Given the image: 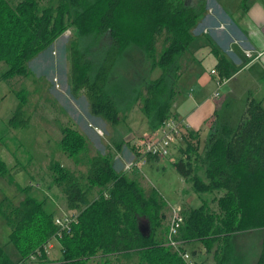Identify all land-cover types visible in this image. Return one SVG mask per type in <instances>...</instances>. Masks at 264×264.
I'll list each match as a JSON object with an SVG mask.
<instances>
[{"label": "trees", "instance_id": "1", "mask_svg": "<svg viewBox=\"0 0 264 264\" xmlns=\"http://www.w3.org/2000/svg\"><path fill=\"white\" fill-rule=\"evenodd\" d=\"M207 10L208 0H58L57 4L47 0L46 5L42 0H0V63L7 65L1 80L29 77L28 63L72 29V93L86 96L92 117L117 126L123 121L122 114L142 94L131 92L128 105L123 104L124 98L114 95L109 83L125 49L137 47L150 69L161 70V76L147 85L143 97L142 115L149 132L154 134L173 117L182 58L195 43L193 30ZM105 35L110 40L100 57L88 61L79 42L83 37L98 42ZM160 37H164V48L159 54ZM219 66L224 69L223 60ZM230 75L223 73L226 78ZM18 97L9 121L14 129L30 123L24 118L26 92L20 91ZM62 134L61 149L77 165L81 164L80 156L89 146L87 138L68 126ZM180 140L185 148L172 163L177 173L190 181L198 193L222 195L214 199L216 210L205 200L200 207L184 211L179 240L184 250L192 242H202L208 252L216 245L215 264H230L234 237L264 229V107L251 100L236 128L215 127L203 157L198 154L197 132L186 129ZM126 144H116L117 150ZM150 158L153 157L148 156L146 161ZM199 162L206 164L205 178L197 169ZM86 163L87 172L81 176L59 162L50 164L54 182L63 187L67 209L76 217L69 231H61L55 224L54 215L44 208L46 201L31 196L21 205L2 211L21 259L13 262L0 246V264L28 260L54 235L58 236L61 264H91L96 260V264H110L132 256L138 257L137 264H186L177 252L157 239L162 211L159 199L146 197L137 181L125 172L119 173L110 156L98 154L88 157ZM7 173L0 159V178ZM94 189H98V197L93 200ZM142 217L149 225L147 233L141 226ZM48 252H42L41 257ZM257 264H264V251Z\"/></svg>", "mask_w": 264, "mask_h": 264}, {"label": "rangeland", "instance_id": "2", "mask_svg": "<svg viewBox=\"0 0 264 264\" xmlns=\"http://www.w3.org/2000/svg\"><path fill=\"white\" fill-rule=\"evenodd\" d=\"M9 1L16 3L19 0ZM54 2L57 4L58 0H54ZM46 4L47 0H42V5ZM72 38L73 30L71 29L46 51L28 63L31 70L29 77L1 80V75L7 70V65L0 63V159L4 161L8 169L6 176L0 178V246L4 248L13 262L21 259V253L11 241V229L2 215V211L21 205L27 196H31L39 201H46L45 210L53 214L55 218L72 215L71 211L67 209L62 185L54 182V176L50 169L52 161L59 162L64 168L81 176L87 172L86 160L88 157L98 154L110 156L114 159V166L117 164L115 159L119 157V166H122L121 172L132 176L131 178L137 181L144 190L146 197L154 196L162 203L157 239L166 246L173 209H178L181 214H184L185 210L200 207L207 196L219 198L222 195L219 192L198 193L190 181L183 180L177 173L172 162L182 156V153L179 152L185 148V144L181 140L173 147L170 157H153L152 164L140 163L138 167L130 171L127 170L128 163L123 160L125 161L131 152L137 154L136 158H139L140 153L137 152L141 150V144L146 137H150L152 134L142 115L143 97L147 85L161 76V70L150 69L149 63H146L142 52L137 47L125 49V54L109 83V90L122 100L124 98L122 103L126 102L127 105L131 92H140L142 98L126 109L122 114L123 121L119 125L112 126L99 118L92 117L89 102L84 94L74 96L72 93L70 84ZM92 40L89 37H83L79 42V48L85 53L88 61L96 59L98 55L100 57L110 36L105 35L101 39L99 38L98 42ZM163 43L164 37H160L157 44L159 54L164 48ZM194 44L190 52L182 58L180 79L175 87L176 98L172 103V115L177 119H181V115H183L180 113L181 102L184 99H194L195 87L198 80L202 78L200 74H204L205 67H211V63L208 61L201 63L205 66H200V64L193 66ZM90 45L95 46L89 48ZM192 67L193 69L189 73ZM190 76L193 79L196 77L192 83L188 82ZM222 87L220 85L217 91ZM20 91H25L27 94L24 118L30 120V123L26 127L14 129L9 126V121L19 103L18 93ZM193 108L194 105L191 109ZM66 126L79 131L88 140L89 146L81 154L82 163L79 165L61 149L62 129ZM100 127L103 129L101 136L95 129ZM211 133L207 128H203L200 132L198 153L200 157H203L207 149L206 144ZM122 141L128 145L126 144L121 151H118L116 144H120ZM197 169L200 175L205 178L206 164L203 165L199 162ZM28 187L29 189L24 191ZM97 197L98 189H94L91 198L94 200ZM214 204L211 209L217 208V203ZM141 226L144 232L149 231L145 217L141 219ZM54 245H56V249L50 250L47 255L49 260L43 262L44 257L39 258L34 264H59L57 262L59 244L55 242ZM231 246L234 262L240 260L243 263V260H246V264H257L264 251V229L236 235ZM215 248L216 245L212 248L211 253ZM186 251L191 253L197 250L192 248L191 252ZM195 257L194 259L198 260ZM98 261H93L91 264H96ZM137 262L138 257L132 256V258L121 262L113 260L110 264H137ZM200 262L201 264H214L213 259ZM20 263L30 264V261L26 260Z\"/></svg>", "mask_w": 264, "mask_h": 264}, {"label": "crops", "instance_id": "3", "mask_svg": "<svg viewBox=\"0 0 264 264\" xmlns=\"http://www.w3.org/2000/svg\"><path fill=\"white\" fill-rule=\"evenodd\" d=\"M193 32L196 38L193 66L198 64L205 66L201 63L208 61L211 67H205L204 74H200L202 78L195 87L194 99H184L181 102L180 113H183L181 119L188 124L189 129L197 132L200 137L203 128L211 132L215 127L223 125L236 128L251 100L261 102L264 107V0H208L207 13ZM220 60L225 64L224 69L219 66ZM192 69L193 67L189 73ZM213 70L218 77L211 74ZM223 73L231 75L226 78L223 77ZM195 78L190 76L188 82L192 83ZM218 82L223 86L218 90L219 92ZM216 92L219 94L217 98L214 97ZM192 105H194L193 109H191ZM99 129L103 130L101 127ZM129 154L123 162L129 163L136 158L133 152ZM117 158L116 168L122 173V166H119L120 158ZM153 162L152 158L141 161L149 165ZM214 199L217 198L207 196L206 200L210 202L211 208L215 205ZM186 248L189 251L192 248L197 250L190 252L199 261L213 259L215 264L214 252H208L202 242L187 243ZM60 259L59 246L57 260L59 264H61ZM231 259L230 264H246V260H243V263L240 260L234 262L232 255ZM42 260L45 262L49 258L46 256Z\"/></svg>", "mask_w": 264, "mask_h": 264}, {"label": "built area", "instance_id": "4", "mask_svg": "<svg viewBox=\"0 0 264 264\" xmlns=\"http://www.w3.org/2000/svg\"><path fill=\"white\" fill-rule=\"evenodd\" d=\"M211 74L218 77L215 70ZM221 85V82H218ZM218 92L214 94V97H218ZM189 129L188 124L183 119H177L172 117L168 119L163 126L150 137H146L141 144V150L139 158H135L133 161L129 162L126 166L127 170H132L138 167L142 160L148 158V156L155 158H168L172 153L173 147L179 142L182 132ZM138 159V160H137ZM76 220V217L64 216L63 218H55V224L60 227L61 231H69L71 225ZM184 216L179 212L178 209H173V217L171 225L168 231L167 245L172 248L178 255L184 260L186 264H201L199 260H195L191 253L183 249L184 243L179 240V232L184 224ZM55 242H58V236L54 235L41 249H36L35 253L29 257L30 263H35L37 259L41 257L42 252H48L54 248ZM196 258V257H195ZM22 264V263H20ZM205 264V263H202Z\"/></svg>", "mask_w": 264, "mask_h": 264}, {"label": "bare ground", "instance_id": "5", "mask_svg": "<svg viewBox=\"0 0 264 264\" xmlns=\"http://www.w3.org/2000/svg\"><path fill=\"white\" fill-rule=\"evenodd\" d=\"M96 130H97V132H98V134H103V132H102V130H100V129H98V128H95Z\"/></svg>", "mask_w": 264, "mask_h": 264}]
</instances>
